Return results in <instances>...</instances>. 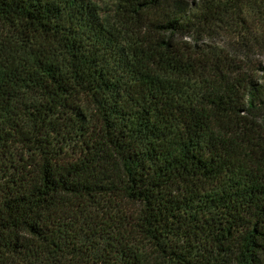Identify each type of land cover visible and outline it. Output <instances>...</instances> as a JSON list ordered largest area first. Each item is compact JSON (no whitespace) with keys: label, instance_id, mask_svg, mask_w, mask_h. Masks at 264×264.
<instances>
[{"label":"trees","instance_id":"trees-1","mask_svg":"<svg viewBox=\"0 0 264 264\" xmlns=\"http://www.w3.org/2000/svg\"><path fill=\"white\" fill-rule=\"evenodd\" d=\"M109 1L0 0V264H264V0Z\"/></svg>","mask_w":264,"mask_h":264},{"label":"rangeland","instance_id":"rangeland-1","mask_svg":"<svg viewBox=\"0 0 264 264\" xmlns=\"http://www.w3.org/2000/svg\"><path fill=\"white\" fill-rule=\"evenodd\" d=\"M94 3H96L102 9L101 11L103 14L106 11H109L107 9L110 8L109 5L111 4L109 0H94ZM177 42L181 44L186 43L187 45H190L192 47L196 46L201 50L213 53H219L221 51H224V54L230 51V45L232 43L230 39L224 35H220L210 40H201L197 38V41H194L187 37H177ZM228 54H230V52Z\"/></svg>","mask_w":264,"mask_h":264}]
</instances>
